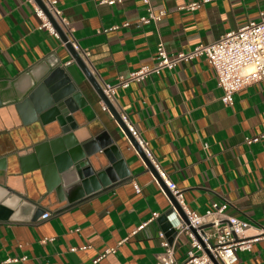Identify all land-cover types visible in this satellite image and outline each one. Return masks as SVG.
I'll return each instance as SVG.
<instances>
[{"label": "crops", "instance_id": "obj_1", "mask_svg": "<svg viewBox=\"0 0 264 264\" xmlns=\"http://www.w3.org/2000/svg\"><path fill=\"white\" fill-rule=\"evenodd\" d=\"M100 1L58 0V7L81 49L89 52L86 63L92 75L99 83L110 84L152 65L159 40L173 56L196 44L214 42L264 13V0H150L153 11L163 15L156 24H139L146 13L142 0L111 5ZM193 2L199 7L187 8ZM114 25L118 28L106 30ZM58 66L81 92V112L89 119L74 135L84 142L91 139L90 132L100 136L104 131L118 149L117 160L106 173L110 184L85 194L83 179L72 172L68 181L64 179L70 185L64 186L61 178V199L54 189L49 191L40 169L23 172L19 161L42 141L49 142L54 158L59 156L53 154L51 142L62 134L49 136L60 130L58 123L8 128L20 121L16 108L10 106ZM61 81L62 76H55L50 86L62 89L67 83ZM221 95L214 69L198 58L173 69L162 68L140 82L131 81L115 91L113 100L182 189L190 209L203 214L212 202L226 201L227 213L250 222L253 226L247 233L253 234L264 225V139L246 144L244 138L264 133V78L238 90L232 105L222 103ZM0 128L6 184L30 201L48 196L44 212H49L45 219L33 213L24 218L17 207L4 216L5 199L0 200V264H93L109 248L114 251L96 264L156 263L162 251L159 231H164L166 221L173 222L163 216L170 207L169 197L110 111L101 108L70 51L40 27L27 0H0ZM119 160L125 168L123 177L114 165ZM56 164L50 166L59 177ZM155 212L158 216L153 218ZM187 248L186 238L180 236L175 257L183 260ZM235 264H264V238L254 242L250 251L238 252Z\"/></svg>", "mask_w": 264, "mask_h": 264}, {"label": "built area", "instance_id": "obj_2", "mask_svg": "<svg viewBox=\"0 0 264 264\" xmlns=\"http://www.w3.org/2000/svg\"><path fill=\"white\" fill-rule=\"evenodd\" d=\"M33 7L35 15L40 20V27L45 28L51 35L56 37L67 49L69 44L74 51L86 63L88 51L81 49L72 34L67 20L62 16L58 7V0H41V7L36 0H27ZM122 0H101V3L113 4ZM146 13L141 15L139 24H156L162 17L163 12L155 13L150 0H142ZM200 3L193 2L187 6L189 9L199 7ZM64 33L66 40L63 41L54 25ZM128 25L127 22L123 23ZM117 25L106 30H114ZM69 51V49H68ZM72 56V55H71ZM198 58L205 59L214 69L217 86L221 88L220 100L227 105L233 104L234 94L243 86L264 78V13L260 14L258 20H250L237 30L226 32L218 40L204 44H196L187 50H181L170 56L165 49L164 43L159 40L155 50V62L152 65H144L130 72L128 77L120 78L117 82L99 83L104 95L114 105V94L118 88H125L129 82H140L152 73H157L162 68L173 69L181 62H189ZM72 60L74 58L72 57ZM68 61L67 63H70ZM100 106L108 110L105 102L99 97ZM116 108V107H115ZM117 109V108H116ZM118 110V109H117ZM121 120L125 123L132 136L141 147L145 157L155 170L157 183L164 185L176 201V208L169 199L170 207L164 213L173 219L176 233L173 237L166 236L164 231H159L162 251L157 254L155 264H235L238 260V252L250 251L252 244L264 238V225L258 226L255 233L248 234L247 230L253 226L250 222L227 213L228 202H212L203 214H198L190 209L184 201V194L168 173L162 168L147 143L140 137L139 133L131 126L124 112L119 111ZM264 139V133L246 136L244 142L251 144ZM204 148L207 144L204 143ZM163 188V187H162ZM134 189L139 192L140 187L134 184ZM49 216V212L41 215L42 219ZM158 213H153V218ZM145 225L138 227L141 229ZM180 236L186 238L188 248L183 260L175 257L176 241ZM85 248V247H83ZM75 250V248H72ZM109 248L100 254L93 264H96L106 254L113 252Z\"/></svg>", "mask_w": 264, "mask_h": 264}, {"label": "water", "instance_id": "obj_3", "mask_svg": "<svg viewBox=\"0 0 264 264\" xmlns=\"http://www.w3.org/2000/svg\"><path fill=\"white\" fill-rule=\"evenodd\" d=\"M37 3L43 7L41 0H36ZM56 26L59 35L63 41L66 40L64 33ZM67 47L74 58L77 65L82 70L84 76L91 84L98 97H100L108 107V110L126 135V137L130 140L136 151L143 158L148 168L157 178V174L147 158L145 157L141 147L139 146L136 139L132 136L130 131L128 130L125 123L121 120L118 110L114 107V105L110 102V100L104 95L102 89L100 87L99 82L92 75L89 68L83 61V59L79 56V54L72 49V47L67 44ZM61 73L63 80L67 83L64 88H60L58 85H53L51 82L55 79V76ZM48 88V89H47ZM72 98H80L83 100L81 92L75 87L73 82H70V78L65 76L63 70L58 66L54 69L51 75L46 78L43 82H41L28 96H26L22 101L14 103L10 106V108L15 107L17 113L20 117V121H16L8 126V128H15L18 126H31L35 123L41 122L43 125L48 124L50 122L56 121L60 127L58 132H55L52 135L62 134L60 137L52 140L51 147L53 148V154H60L59 156L53 157L50 152L49 142L42 141L37 142L36 146H34V150L30 154L23 155L19 158L21 163V171L27 172L30 170L40 169L44 176L45 182L49 191H53L55 195H57L60 199L62 197V188L61 182L63 178V185L66 183L70 185L68 181V174L75 172L77 176L83 179L84 193L90 194L94 191L101 189L103 186L110 184L109 181H105L102 178V175L110 172V168H106L103 171H99L98 168L95 167L94 157L98 156L100 152L99 147L94 143V140L90 141H82L77 140L74 137V133H70V129L73 128L72 121V113L73 109L69 105L70 97ZM3 128H0L2 130ZM100 136L103 140H106L107 143H112L110 148L104 149L103 154H107L108 150H113L114 153L118 155V149L115 144H113V139L107 133L102 131ZM25 139V138H24ZM96 154V155H95ZM53 162H57V170L60 173H55V169L52 166ZM6 164V157H0V200L5 199V206L1 208V212L4 216H9L10 213L14 211L15 208H18V212L21 213L22 217H29L32 213L33 217L42 215L44 213V209L47 206L46 202L48 201V196L41 198L37 202L30 201L25 196L23 192L18 190V188H11L8 186L4 180V167ZM51 165V166H50ZM115 166L119 168L120 176L123 177L126 174L124 172L125 168L123 165V161L119 160L114 163ZM113 165V166H114ZM64 179H67L64 182ZM113 179L114 176H113ZM77 181V180H76ZM162 187L165 189L169 199L175 205L176 208H179L174 198L171 196L169 191L164 187L161 183ZM83 197V196H81ZM80 198V197H79ZM78 199V198H77ZM165 216V215H163ZM175 222H165L162 226V229L167 231V234H171L170 237H173L176 233L174 228Z\"/></svg>", "mask_w": 264, "mask_h": 264}, {"label": "bare ground", "instance_id": "obj_4", "mask_svg": "<svg viewBox=\"0 0 264 264\" xmlns=\"http://www.w3.org/2000/svg\"><path fill=\"white\" fill-rule=\"evenodd\" d=\"M59 76H62L61 73H58L56 75V77L59 78ZM61 83H65V81H61ZM72 95H69L68 97H70V101H69V105L70 107L73 109V113L71 114L72 115V123H73V128L70 129V133H74L75 130H78L80 127H84V126H87L89 124V119L86 117L85 113L81 112L83 110L82 108V101L79 100V98H72L71 97ZM78 118V122L76 120V118ZM91 134V139L90 140H94V143H96V145L99 147V150L97 152H100V154H103V150L104 149H107V148H110V143H107L106 140H103L101 136L95 134V133H92L90 132ZM75 139L78 140V138L74 135ZM79 141V140H78ZM96 155V154H95ZM96 160H94L95 162V166H98L101 170H105L106 168H108L109 164L110 163H113L117 160L113 150H108L107 151V154H104L103 156H96L94 157ZM102 178L105 180V181H108L107 178H106V174L102 175Z\"/></svg>", "mask_w": 264, "mask_h": 264}]
</instances>
